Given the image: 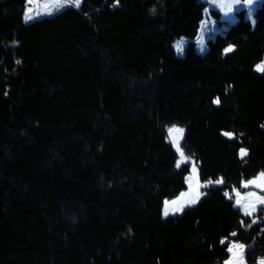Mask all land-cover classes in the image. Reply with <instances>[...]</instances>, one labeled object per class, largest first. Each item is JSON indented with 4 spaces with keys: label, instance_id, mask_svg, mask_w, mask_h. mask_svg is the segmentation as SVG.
Segmentation results:
<instances>
[{
    "label": "trees",
    "instance_id": "trees-1",
    "mask_svg": "<svg viewBox=\"0 0 264 264\" xmlns=\"http://www.w3.org/2000/svg\"><path fill=\"white\" fill-rule=\"evenodd\" d=\"M26 4L0 0V264H225L231 240L257 264L264 207L252 222L229 194L264 173V1L205 53L204 0H82L30 23ZM171 125L224 183L164 217L190 173Z\"/></svg>",
    "mask_w": 264,
    "mask_h": 264
},
{
    "label": "rangeland",
    "instance_id": "rangeland-1",
    "mask_svg": "<svg viewBox=\"0 0 264 264\" xmlns=\"http://www.w3.org/2000/svg\"><path fill=\"white\" fill-rule=\"evenodd\" d=\"M82 0H80L81 3ZM207 3V9L205 14V19L201 24L200 33L196 39L197 42V50L200 53H205L207 51V40L209 38H214L218 33H225L227 28L234 24L238 19V12L241 10H246V17L251 20L254 24L256 22L255 14L257 12L258 7L264 0H252V3L249 4L247 0H204ZM223 5V6H222ZM67 6H75L73 3L68 2V0H32L30 3L27 0V4L24 11V21L25 23H30L34 20L43 17L52 16ZM29 9H32L31 15L34 17L31 20L25 19L26 13L29 12ZM212 10H217L221 17H215L212 13ZM51 13V14H48ZM187 39L180 38L175 42V48L179 55H184V47L186 45ZM177 45H180L178 48ZM170 129H182V133H173L171 136L169 135ZM168 135L173 144L175 151L177 152V168H181L184 165H188L190 168V173L186 176V184L187 188L182 191L177 197L166 200L163 207V216L168 217L171 215L181 214L187 207H191L197 205L198 202L202 199V197L207 193L208 189L215 185H223L224 180L222 178L218 179L222 181V183H216L218 180H209L207 182H203L200 179L199 168L197 162L194 158L187 156L183 148V141L185 136V128L180 125H171L168 127ZM175 141V142H174ZM178 144V147H177ZM181 152L183 156H181ZM261 175L253 177L248 182L256 179L258 181V185H262L261 180H258ZM211 181V183H209ZM261 186L252 187L246 190H241L239 188H232L229 196L234 197V206L239 208L241 212L244 214V217H250L252 222L257 221L256 214L260 210L261 206L264 203L261 202L264 199V194L261 192ZM198 194V199L196 203L189 204L187 201ZM172 201H179L180 203L177 205H173ZM239 201V203H237ZM183 205V208L179 212H174L173 209L175 207H179ZM166 206L169 209V214L165 216V208ZM245 226V224H243ZM231 248L233 245H242L243 249H234L238 253L236 257L237 264H248L246 255L248 246L244 243H238L234 241L229 242ZM232 253H230V257L225 261L229 262L232 260ZM257 264H264V257H260Z\"/></svg>",
    "mask_w": 264,
    "mask_h": 264
},
{
    "label": "snow or ice",
    "instance_id": "snow-or-ice-1",
    "mask_svg": "<svg viewBox=\"0 0 264 264\" xmlns=\"http://www.w3.org/2000/svg\"><path fill=\"white\" fill-rule=\"evenodd\" d=\"M29 2L31 3L32 2V0H29ZM68 2H71V3H73L76 7H79V4H80V0H68ZM119 2V0H117V3ZM247 2L249 3V4H251L252 3V0H247ZM223 6V5H222ZM31 11H32V9H29V12L28 13H26V15H25V19H26V21L27 20H31V19H33L34 17L31 15ZM48 14H51V13H48ZM177 47L179 48L180 47V45H177ZM232 49L231 48H229V49H227L226 51H231ZM258 67V70H260V71H264V65H258L257 66ZM217 104L220 102L219 101V99H217L216 101H215ZM182 129H170L169 130V135L171 136L173 133H182ZM225 135H231V134H229V133H225ZM175 142V141H174ZM177 147H178V144H177ZM247 153L244 151V150H241V156H244V155H246ZM181 156H183V153L181 152ZM177 166H179V164L177 165ZM260 180H264V173H262L261 174V176H260V178H259ZM209 183H211V181L209 182ZM216 183H222V181H216ZM250 183H253V184H255L256 183V181H251ZM248 185L247 184H245V187H247ZM258 186H261V185H258ZM198 199V194L196 195V196H194L193 198H191V199H189L187 202L189 203V204H194V203H196V200ZM261 202L262 203H264V199H262L261 200ZM173 205H177V204H179L180 202L179 201H172L171 202ZM237 203H239V201H237ZM182 208H183V205L181 204L179 207H175L174 209H173V211L174 212H179V211H181L182 210ZM164 214H165V216H167L168 214H169V209H168V207L166 206V208H165V212H164ZM234 249H240V250H242L243 249V246L242 245H233L231 248H229L228 249V251L230 252V253H232V260H230L229 262H226V264H237V262H236V257H237V255H238V253L236 252V251H234Z\"/></svg>",
    "mask_w": 264,
    "mask_h": 264
},
{
    "label": "water",
    "instance_id": "water-1",
    "mask_svg": "<svg viewBox=\"0 0 264 264\" xmlns=\"http://www.w3.org/2000/svg\"><path fill=\"white\" fill-rule=\"evenodd\" d=\"M258 180H260V179H258ZM252 181H256V183L255 184H253V183H250V182H247V183H244L243 185H244V187H245V184H247L248 186V188H252V187H256L257 186V184H258V181L256 180V179H254V180H252ZM261 182H262V185L263 186H261L260 188H261V190H264V180H261ZM259 187V186H258Z\"/></svg>",
    "mask_w": 264,
    "mask_h": 264
},
{
    "label": "flooded vegetation",
    "instance_id": "flooded-vegetation-1",
    "mask_svg": "<svg viewBox=\"0 0 264 264\" xmlns=\"http://www.w3.org/2000/svg\"><path fill=\"white\" fill-rule=\"evenodd\" d=\"M256 187H258V184H257V186ZM243 191V190H242ZM263 194H264V192H262ZM234 198V197H233ZM261 207H264V205L263 206H261Z\"/></svg>",
    "mask_w": 264,
    "mask_h": 264
}]
</instances>
